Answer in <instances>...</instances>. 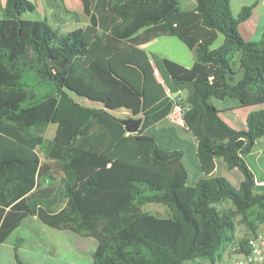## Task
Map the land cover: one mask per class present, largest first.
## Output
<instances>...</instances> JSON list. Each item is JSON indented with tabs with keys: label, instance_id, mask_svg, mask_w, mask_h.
I'll return each instance as SVG.
<instances>
[{
	"label": "trees",
	"instance_id": "obj_1",
	"mask_svg": "<svg viewBox=\"0 0 264 264\" xmlns=\"http://www.w3.org/2000/svg\"><path fill=\"white\" fill-rule=\"evenodd\" d=\"M80 1L88 22L61 32L23 16L31 0H0V242L35 215L94 237L92 264L214 262L233 240V212L264 223V31L254 42L238 30L252 5L234 16L230 0ZM49 2L66 25L60 0ZM160 34L192 50V66L142 47ZM166 86L184 94L185 126L167 119ZM117 108L142 117L137 132ZM217 158L242 174L237 186L215 175Z\"/></svg>",
	"mask_w": 264,
	"mask_h": 264
},
{
	"label": "crops",
	"instance_id": "obj_2",
	"mask_svg": "<svg viewBox=\"0 0 264 264\" xmlns=\"http://www.w3.org/2000/svg\"><path fill=\"white\" fill-rule=\"evenodd\" d=\"M31 1L33 2V0ZM2 3L4 4L3 1ZM244 5H252V9L248 18L238 24V30L244 39L254 42L259 41L264 31V0H230L232 14L237 16ZM164 35L160 34L156 36L144 43L142 47L148 53H156V47L150 43ZM167 36L176 37L172 35ZM162 40L168 43H177L179 48L185 50L182 44L175 42L176 40L174 38ZM217 40L222 41V36L219 35ZM189 51L192 54L191 60L184 58L182 62L178 60L176 62L186 67L192 66L194 63V54L192 50L189 49ZM164 54L162 56L170 59L176 56L169 52H165ZM117 109L129 111L125 108ZM111 112L113 113V110ZM255 151L257 154L264 152L259 149ZM19 227H24L25 230L23 233H18ZM18 238L21 241L17 246V256L24 264H92V251L95 249L97 243L96 239L92 236H85L69 230L50 227L42 223L35 215L28 216L4 241L0 242V264H18L15 255V242ZM226 247L223 248V251L225 253H231L230 247ZM58 254H62V256L58 257Z\"/></svg>",
	"mask_w": 264,
	"mask_h": 264
},
{
	"label": "rangeland",
	"instance_id": "obj_3",
	"mask_svg": "<svg viewBox=\"0 0 264 264\" xmlns=\"http://www.w3.org/2000/svg\"><path fill=\"white\" fill-rule=\"evenodd\" d=\"M2 1L4 2L5 0H2ZM60 2L62 4V13L66 15V17L68 18V23H66V25L64 26L54 24V22L51 20V18L53 17V13L55 12V8L50 5L49 0H33V3L35 4V7H36L35 10L27 11L23 14V16L28 17V18H46L48 19L51 25L57 27L61 32L70 30L77 26H84L88 22V17L83 12L82 4L80 0H60ZM167 38H174V40H176L175 42L182 44L185 50H182L181 48H179L177 46L178 45L177 43L175 44L173 42L168 43L162 40V39L165 40ZM220 43H221V40H217L212 45V47H217L218 45H220ZM150 44L156 47L157 49L156 53L159 55H165L164 54L165 52L173 53L174 55H176L174 56L175 58L173 57V60L175 61L178 60L182 62L184 58L185 59L189 58L190 60L192 58V54L190 53L189 49L176 37H170V36L164 35L161 38H157L154 42ZM157 76H158V79L161 80L158 74ZM72 96L75 100L83 104L95 105V106L99 105V103H97L96 101L89 100L88 98L82 97L73 92H72ZM211 101L218 108H226L228 106L233 105V101L229 99L220 100V99H216L212 97ZM113 113L115 116H118L119 118H128V117L137 118L138 117L136 115H133L129 111H125L124 109L113 110ZM236 114L237 115L234 116V120L238 119L237 122L241 120L243 121L242 116L239 115L237 112ZM55 130H56V124L54 123L49 124L45 131L44 136L46 138L53 137ZM216 160L217 162L222 163V166L219 167V170L218 172L215 173V175L225 176L232 182L233 185L237 186L242 177V174L236 168L227 167V165L223 162L221 158H217ZM67 178L68 176L65 177V180ZM217 207L220 210L233 211V206L231 205L229 201L218 203ZM142 209L144 211L155 213L161 216H166L169 213L168 208L165 205L159 204V203H147L142 206ZM233 220H234V231H233V240L231 241L229 245L230 248L232 245L238 244L240 246L239 249L243 250V247H245L246 240L248 239V237L252 235H256V234L264 235V223L263 222L254 220V222L251 225L248 221L246 220L244 221L241 215L235 214L234 212H233ZM251 220H253L252 216H251ZM24 230H25L24 227H19L18 233H23ZM221 252H222V249L220 248L218 253H221ZM61 256L62 254H58V257H61ZM214 263L215 261L212 262L206 258H199L196 260L187 261L184 264H214Z\"/></svg>",
	"mask_w": 264,
	"mask_h": 264
},
{
	"label": "built area",
	"instance_id": "obj_4",
	"mask_svg": "<svg viewBox=\"0 0 264 264\" xmlns=\"http://www.w3.org/2000/svg\"><path fill=\"white\" fill-rule=\"evenodd\" d=\"M166 93L172 98V106L167 114V119L176 125L185 126L183 113L186 110L184 94L171 92L165 87ZM238 244L231 246L229 252H223L221 257L215 260L214 264H264V235L256 234L248 237L243 250ZM240 250V251H239Z\"/></svg>",
	"mask_w": 264,
	"mask_h": 264
},
{
	"label": "water",
	"instance_id": "obj_5",
	"mask_svg": "<svg viewBox=\"0 0 264 264\" xmlns=\"http://www.w3.org/2000/svg\"><path fill=\"white\" fill-rule=\"evenodd\" d=\"M118 120L124 124L125 130L128 133H135L138 131L141 122H142V117H137V118H118Z\"/></svg>",
	"mask_w": 264,
	"mask_h": 264
}]
</instances>
